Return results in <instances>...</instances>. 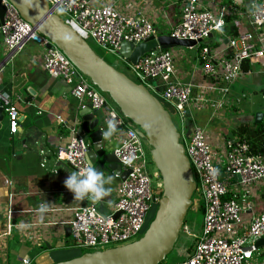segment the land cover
<instances>
[{
	"label": "built area",
	"instance_id": "2783aa9c",
	"mask_svg": "<svg viewBox=\"0 0 264 264\" xmlns=\"http://www.w3.org/2000/svg\"><path fill=\"white\" fill-rule=\"evenodd\" d=\"M46 1L84 39L124 59L133 79L161 103L172 106L181 121L188 118L187 130L184 137L180 132V139L193 168L194 192L201 197L203 217L196 243L187 257L174 264H259L253 259L258 252L254 242L264 238V211L248 222L242 220V215L254 207L247 187L264 182V139L256 146L239 134L231 137L219 134V142L214 144L207 127L193 122L190 126L189 116L193 110L206 106L212 113L221 109L227 102L230 84L249 75L260 77L264 96V0H248L244 9L235 0H181L180 20L163 36L195 42L188 49L195 50L198 71L204 78L201 84L185 79L175 63L183 53L172 49L157 46L135 64L121 56L119 48L123 42L138 44L159 36L147 16L127 15L113 5H94L90 0ZM0 5L5 8L0 24V51L4 49L10 56L27 43L42 47L44 71L67 85L79 107L87 105L93 111L102 110L106 126L109 119L117 121V131L107 141L116 143L113 153L128 175L119 182L116 200L107 213L98 210L97 202L74 210L68 224L73 245L83 251H94L138 239L160 192L151 185L152 177L158 174L148 172V160L136 125L121 113L107 93L108 97L95 88L60 49L26 22L8 0H0ZM235 21H244L248 28L238 26ZM0 107L6 114L8 132L13 135L19 114L9 95L0 93ZM86 146V138L73 129L68 144L59 148L55 156L79 171L88 164ZM157 188L161 189L160 182ZM13 214L14 210L8 206L0 237H10L14 228L33 225L25 220L15 222ZM181 233L196 236L186 223ZM20 261L31 262L27 256Z\"/></svg>",
	"mask_w": 264,
	"mask_h": 264
},
{
	"label": "crops",
	"instance_id": "0c3cea01",
	"mask_svg": "<svg viewBox=\"0 0 264 264\" xmlns=\"http://www.w3.org/2000/svg\"><path fill=\"white\" fill-rule=\"evenodd\" d=\"M235 1L243 7L248 0ZM90 2L94 5H113L127 15L143 14L153 23L159 36L169 33L170 28L180 20L181 0ZM235 23L248 28L243 24L244 21ZM158 47L161 48L160 45ZM43 53V48L34 43H27L10 56L4 49L0 51V93L9 95L19 114L18 126L13 135L8 132L4 110L0 127V232L4 227V212L8 206L14 210L15 222L25 220L33 224L30 228H14L10 237H0V264H21L20 258L25 256L30 258V264L58 262L52 259L50 250L68 243L70 233L66 234V231L72 213L91 202L88 199L75 201L74 194L64 186V181L74 170L68 163L58 160L55 154L59 148L68 144L72 130L78 131L80 120L77 113L81 107L78 106L77 99L68 92L65 83L50 77L44 71ZM181 58L175 59V63L185 79L195 84L203 83L204 78L199 74L197 59L191 62L186 56ZM255 78L260 80L259 76H253L252 80ZM262 97L264 98L263 95ZM94 115L101 118L104 131L107 130L104 112L94 111ZM189 118L190 126L193 122L207 127L214 144L219 142V134L224 137L239 134L237 128L240 122L235 125L234 130L227 127L229 121L210 129L215 118L209 106L193 110ZM247 121L249 120L244 122ZM242 136L247 138L245 133ZM115 146V142L107 141L105 150L113 152ZM120 181L115 176L114 182L109 186L112 188L111 194L97 202L100 212L107 213L116 200V188ZM159 182L154 187L157 188ZM248 193L254 207L251 212L242 215L245 222L264 211V182L250 186ZM44 201L52 204V207L45 218L40 220L35 209ZM29 234L33 237H29ZM30 244L39 248L34 258L29 253Z\"/></svg>",
	"mask_w": 264,
	"mask_h": 264
},
{
	"label": "water",
	"instance_id": "95a60500",
	"mask_svg": "<svg viewBox=\"0 0 264 264\" xmlns=\"http://www.w3.org/2000/svg\"><path fill=\"white\" fill-rule=\"evenodd\" d=\"M8 1L26 22L60 49L93 84L106 92L121 113L136 125L138 135L145 138L150 146L151 160L161 179L156 210L138 239L102 250L83 251L73 258L50 264H161L179 238L196 188L193 168L170 112L144 85L97 53L86 39L54 12L46 0ZM4 11L0 5V24ZM194 44V41L168 36H151L138 44L123 42L119 53L135 64L158 45L167 48ZM77 115L80 120L77 132L87 139V162L91 158L94 166L103 170L105 175L112 174L124 180L128 171H122L114 153L105 150L107 139H103L101 118L94 115L87 105L81 107ZM263 115L255 113L253 122L259 124ZM3 117V108L0 107V127ZM69 233L70 228H67L66 234ZM254 246H264V238L257 239Z\"/></svg>",
	"mask_w": 264,
	"mask_h": 264
},
{
	"label": "rangeland",
	"instance_id": "374dc122",
	"mask_svg": "<svg viewBox=\"0 0 264 264\" xmlns=\"http://www.w3.org/2000/svg\"><path fill=\"white\" fill-rule=\"evenodd\" d=\"M62 15L64 14L62 13ZM88 41L90 42L92 47L104 59L112 63L118 69L126 72L130 77L133 78V73L126 66L125 60L122 59L118 54L110 53L109 51L97 46L90 39H88ZM196 48L197 46H195V49ZM172 50L178 52V54L184 53V56H186L188 60H190L191 62H195V50H189L188 47H185V46H176V47H173ZM255 69L256 70L259 69V66L255 65ZM94 86L95 88L100 90L95 84ZM101 93L107 96L106 92L102 91ZM225 100L227 102L223 106V108L213 111L215 120H214V124L211 125L210 129H215L217 128V126L223 125L226 121H229V124L227 125V127L228 128L231 127V130H234L236 128L235 125L240 122V125H246L244 127L247 128L246 133H245L247 134L248 131L252 129L253 118H254L255 113L257 112L264 113V98L262 97V93H261V81H259L256 78L253 81L252 76L250 75L245 77L244 79L237 80L231 83L230 91L229 93L226 94ZM110 102L112 103V101ZM162 103L170 112V115L172 117L174 124L177 126L179 132L182 131V136L184 137L185 132L187 130L186 124L188 123V118H185L184 120L181 121L179 114L175 111V109L172 106L166 104L163 101ZM218 113H222V114H218ZM243 118H244V121L245 120H249V121L244 122L242 120ZM106 129H107V126H106ZM141 141H142V146L146 154V158L148 160V163H147L148 172L151 175H154V173L157 172V169L155 168L151 160V156L149 153L150 146L148 145L145 138L141 137ZM160 180H161L160 177L153 176L151 179V185L154 187L156 182L157 181L159 182ZM254 184L249 185L247 189H249V187ZM154 188L158 192H160L161 190L160 188H156V187ZM237 191L243 192L242 189H237ZM248 196L250 195L248 194ZM253 197H254V194H253ZM192 200H193V203H192V206L188 210L185 223L188 225L189 231L192 234L195 233L196 236L192 237L191 235L180 233L179 238L177 242L175 243L173 250L167 255V257L162 262V264H174V263H177L183 260L189 254L192 244H195L197 241V237L199 235L200 225H201L202 217H203V210H202L203 205H202V200H201L199 193L197 194L194 192L192 196ZM156 206L157 205H155L154 208L151 210L147 218V222L150 221L149 218L154 215ZM81 250L83 251L82 248L78 246H74L73 242L69 238V241L67 244H64L61 247L55 248L54 250H50V252H51V257L53 260L63 261V260L73 258L77 254L78 255L81 254L82 253ZM262 251H264V246L259 247L258 252H255L253 255V259L254 258L257 259L259 264L264 262V254L262 255ZM38 252H39V248L35 244H30L29 253L32 256V258H34L38 254Z\"/></svg>",
	"mask_w": 264,
	"mask_h": 264
},
{
	"label": "clouds",
	"instance_id": "9594fccd",
	"mask_svg": "<svg viewBox=\"0 0 264 264\" xmlns=\"http://www.w3.org/2000/svg\"><path fill=\"white\" fill-rule=\"evenodd\" d=\"M116 131L117 121L115 119H109L107 121V130L102 132L103 139L111 138ZM114 180L115 176H106L103 170H98V168L94 166L90 158L85 168H82L79 171L70 172L69 176L64 181V186L74 194L75 201H83L88 199L95 203L104 200L111 194L112 188L109 186L114 182ZM51 207L52 204L48 203L47 201L40 203L35 209L38 219L43 220L45 215L50 211Z\"/></svg>",
	"mask_w": 264,
	"mask_h": 264
},
{
	"label": "trees",
	"instance_id": "16d2710c",
	"mask_svg": "<svg viewBox=\"0 0 264 264\" xmlns=\"http://www.w3.org/2000/svg\"><path fill=\"white\" fill-rule=\"evenodd\" d=\"M244 126H246V125H240L238 127L240 134L246 133L247 128ZM246 135L249 138V140H251L252 143H256V146H257V143L261 142L264 139V122H263V120L259 124L253 123L252 129L249 130ZM81 252H83V251H81ZM76 256H78V254Z\"/></svg>",
	"mask_w": 264,
	"mask_h": 264
}]
</instances>
